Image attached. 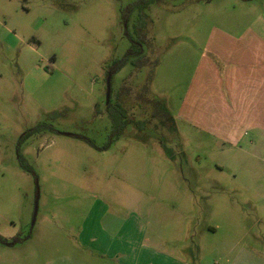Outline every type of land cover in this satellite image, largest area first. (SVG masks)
I'll return each mask as SVG.
<instances>
[{"label":"rangeland","instance_id":"obj_1","mask_svg":"<svg viewBox=\"0 0 264 264\" xmlns=\"http://www.w3.org/2000/svg\"><path fill=\"white\" fill-rule=\"evenodd\" d=\"M134 1L0 0V264H104L79 237L98 199L118 219L163 203L165 250L185 264H236L264 230L254 214L264 182L248 185L247 157L175 115L207 34L264 23V0L150 4L143 49L155 64L110 76L109 101L131 123L100 150L82 138L108 142L107 70L129 47L120 11Z\"/></svg>","mask_w":264,"mask_h":264},{"label":"crops","instance_id":"obj_2","mask_svg":"<svg viewBox=\"0 0 264 264\" xmlns=\"http://www.w3.org/2000/svg\"><path fill=\"white\" fill-rule=\"evenodd\" d=\"M232 30L236 32L216 28L207 34L175 115L196 134L246 156L256 180L248 185L256 187L264 182V23ZM258 200L261 206L254 214L264 225L262 193ZM160 204L148 209L146 218L131 210L118 219L110 215V204L98 199L79 230L81 246L104 264H185L181 255L165 250L173 241L158 229L156 220L165 209ZM208 232L214 234L215 228ZM241 249L236 264H264V230L254 234L251 252L244 245Z\"/></svg>","mask_w":264,"mask_h":264},{"label":"trees","instance_id":"obj_3","mask_svg":"<svg viewBox=\"0 0 264 264\" xmlns=\"http://www.w3.org/2000/svg\"><path fill=\"white\" fill-rule=\"evenodd\" d=\"M160 0H135L127 7L122 8L120 11L121 23L124 28V34L129 41V47L126 53L120 59L115 60L111 66L108 67L107 73L112 76L116 72H118L121 68L125 65L130 64L136 69H139L146 65H154L155 62L149 60V58L144 54V45H147V39L144 33V29L151 23V19L146 13V8ZM136 14V21L134 24L130 25V19L133 14ZM144 91L147 90V87L144 86L142 88ZM144 103L148 104L151 103L149 98H143ZM156 103V102H155ZM105 111L110 122V135L108 142L101 147H97L93 140L83 137L89 145L96 147L100 150H105L109 147L110 143L116 139H118L121 134L123 133L127 124H130L131 121L127 118V114L123 106L119 102L112 103L109 101L105 106ZM154 113V112H152ZM155 115L156 112L154 113ZM137 126H140L141 122L136 121L134 122ZM42 125H37L28 132H26L22 137L21 140L24 139L27 135L39 130ZM19 165L22 169L29 172L30 168L25 162V159L20 155L17 154ZM19 239H12L11 242L14 243ZM8 241L7 239L0 238V244H6Z\"/></svg>","mask_w":264,"mask_h":264},{"label":"water","instance_id":"obj_4","mask_svg":"<svg viewBox=\"0 0 264 264\" xmlns=\"http://www.w3.org/2000/svg\"><path fill=\"white\" fill-rule=\"evenodd\" d=\"M105 87H106V100H105V104H107L109 102V95H110V74L109 73H108V75L106 77ZM35 211H36V207L34 209V215H35ZM34 215H33L32 222L34 220Z\"/></svg>","mask_w":264,"mask_h":264}]
</instances>
